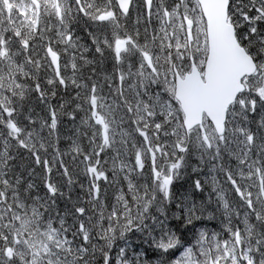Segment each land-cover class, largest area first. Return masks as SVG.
<instances>
[{"label":"snow or ice","instance_id":"1","mask_svg":"<svg viewBox=\"0 0 264 264\" xmlns=\"http://www.w3.org/2000/svg\"><path fill=\"white\" fill-rule=\"evenodd\" d=\"M0 264H264V0H0Z\"/></svg>","mask_w":264,"mask_h":264},{"label":"rangeland","instance_id":"2","mask_svg":"<svg viewBox=\"0 0 264 264\" xmlns=\"http://www.w3.org/2000/svg\"><path fill=\"white\" fill-rule=\"evenodd\" d=\"M68 127H71L70 125ZM213 207H215V205H213ZM205 226L209 229V231L212 230H219L220 229V221L219 219L216 220H206L204 222Z\"/></svg>","mask_w":264,"mask_h":264}]
</instances>
